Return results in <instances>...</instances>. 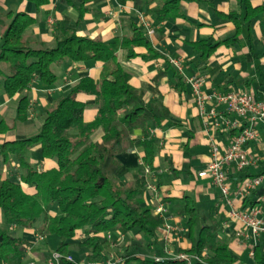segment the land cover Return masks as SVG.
<instances>
[{
	"label": "trees",
	"instance_id": "1",
	"mask_svg": "<svg viewBox=\"0 0 264 264\" xmlns=\"http://www.w3.org/2000/svg\"><path fill=\"white\" fill-rule=\"evenodd\" d=\"M33 1L37 7L48 3ZM85 1L79 6L77 23L86 11ZM201 1L116 0L120 5L131 2L140 11L128 17L123 26L127 29L121 36L106 42L79 35L76 28L61 26L53 30L50 46L32 41L25 34L34 22L27 13L1 14L8 20L0 34V91L8 98L16 95V108L12 125L0 116V165L11 170L3 177L0 173V264H23L27 252L36 248L31 239L13 233L14 228L32 229L37 238L54 236L57 243L53 251L63 256L82 251L83 264L108 260L119 264L118 255L113 253L117 234H121L134 248L129 250L126 246L124 264H161L153 261V249L161 243L159 228L165 219L155 214L154 207L146 201L149 180L138 174L131 181L121 180L119 156L137 149L142 152L143 173L146 167L150 172L155 170L158 140L151 129L164 121L175 122L165 104L145 100L143 89L131 84V75L118 61V52L124 50L129 59L137 56L135 47H144L143 59L163 58L152 47L150 34L138 21V15L152 17L149 22L153 28L154 22L185 17L184 3ZM241 2L248 18L253 10L248 0ZM231 20L237 33L239 22L233 15ZM234 40L235 35L216 41L198 40L192 45L206 61L218 46ZM164 60L166 67H172L165 56ZM67 62H98V76H82L66 93L40 107L36 134L6 139L17 122L24 123L30 116L32 85L37 82L41 89L54 88L59 78L52 66ZM176 77L181 82L182 77ZM78 94L93 97V119H84L88 104L78 99ZM36 147L40 160L52 161L53 167L39 168V162L29 161V152ZM168 170L178 176L173 167ZM175 203L173 214L184 218L182 237L188 243L177 250L197 255L207 264H235L236 257L220 234L224 216L216 217L215 212L203 214L188 193ZM256 204L245 198L240 208ZM253 260L254 264H264V254L255 248ZM62 263L81 264L74 259Z\"/></svg>",
	"mask_w": 264,
	"mask_h": 264
},
{
	"label": "crops",
	"instance_id": "2",
	"mask_svg": "<svg viewBox=\"0 0 264 264\" xmlns=\"http://www.w3.org/2000/svg\"><path fill=\"white\" fill-rule=\"evenodd\" d=\"M6 2L0 0V34L8 20L1 14L8 11L25 12L34 18V22L26 28L25 34L32 41H41L49 46L53 44V30L61 26L76 28L79 35L99 38L106 42L111 41L126 31L127 28L123 26L128 17L140 12L133 8L131 2L120 5L116 0H87L84 2L86 11L81 21L77 23L82 0H48L47 4L38 7L33 0H17L8 4ZM248 3L253 10L248 18L245 17L246 9L241 0H202L200 3H184L185 17L154 22L153 33L149 36V40L152 47L161 53L163 58L145 60L141 54H144L146 49L135 47L137 56L124 60L127 63L123 67L131 75V84L143 89L144 99L160 100L171 111L172 120L175 123L164 121L159 127L151 129L152 136L158 140V150L153 162L155 170L149 174L143 173L141 151L133 149L119 156L122 164L119 174L121 180L131 181L135 174L143 175L149 180L148 185H152L155 190L147 188L146 201L154 209L159 205L163 206L165 210L163 217L165 223L169 225L184 227V218L173 214L174 203L184 193L190 194L197 206H204L202 202L207 203L209 207L201 210L203 214L215 212L216 217L224 216L225 218L220 234L227 239L229 249L236 257L235 264H254L249 254L252 247L253 250L256 248L264 254V234L258 236L253 245L252 238L244 236L248 230L243 224L228 217L227 208L220 198L218 188L212 185L208 178L196 176V172L204 169L209 160L207 134L204 128L205 122L208 123L212 119L199 114L191 86L185 78L193 75L202 76L205 81L202 89L206 93L212 91L224 93L231 90L252 91L256 100L264 101V0H248ZM232 15L236 16L239 22L237 33L231 20ZM147 18L153 21L149 15ZM234 35V41L218 46L206 61L193 50L194 41L230 39ZM119 55L125 56L126 52L120 50ZM164 56L173 68L166 67ZM172 59L179 60L181 70L170 62ZM99 70L98 62L92 64L69 62L65 68L58 70L60 79L54 88L41 89L37 82L32 85L29 92L30 106L35 104L38 108L42 107L56 95L66 92L77 84L82 76L89 75L96 78ZM177 75L182 77L183 85L178 82ZM77 98L88 104L84 110V119L87 121L93 119L96 113V109L92 106L93 97L78 94ZM15 104L16 95L8 98L0 91V115L6 113V110L10 108L9 105L15 110ZM211 105H213L212 102L206 105V111ZM215 108L216 111L222 112L225 118H235L234 115L226 113L223 105H217ZM256 128L257 140L245 145L248 152L255 158L254 165L241 171L233 166L225 168L231 185L230 197L238 207L245 198H249L251 202H257L258 196L264 190V122H259ZM36 133L37 130L26 136ZM16 135L12 131L6 135V139H15ZM230 135L231 132L222 124L214 131L215 138L223 145L229 143ZM37 166L50 168L54 166V163L49 160H40ZM170 167L177 171V177L168 170ZM5 174H9L7 168L5 172H1V176ZM258 175L263 177L260 186L244 199H240L235 193L236 183L245 177ZM13 230L17 235L29 238L35 243L36 248L27 252L25 262L45 261L56 246L57 239L54 236L38 239L32 229L14 228ZM117 235L118 243L115 248L118 249L123 244V238L128 239V237ZM178 246L187 247L188 243L180 237L178 242L171 243L174 252H178ZM162 248L161 240L159 246L153 249V255H161ZM77 260L83 264L84 255L79 256Z\"/></svg>",
	"mask_w": 264,
	"mask_h": 264
},
{
	"label": "built area",
	"instance_id": "3",
	"mask_svg": "<svg viewBox=\"0 0 264 264\" xmlns=\"http://www.w3.org/2000/svg\"><path fill=\"white\" fill-rule=\"evenodd\" d=\"M138 21L146 28L148 34L151 35L153 33V28L145 15L139 14ZM170 62L181 70L178 59H172ZM185 81L191 86L194 103L199 114L212 119L208 123L205 122L204 128L207 134L209 160L204 169L196 172V176L208 178L212 185L218 188L220 198L227 208L228 217L243 224L244 228L248 230L244 234L245 238H252V244L255 245L256 238L264 234V190L258 196L256 205L241 209L235 205L233 199L230 197L231 185L228 181L225 168L233 166L236 170L241 171L250 165H254L255 158L248 152L245 145L258 138L256 125L259 122H264V101H258L253 93L242 90H231L224 93L218 91L206 93L202 89L205 82L202 76H188L185 78ZM211 102L213 105L206 111V105ZM217 105H223L226 113L234 115L235 118H225L222 112L216 111L215 107ZM221 124L230 132L234 130L231 132L227 145L221 144L214 136V131ZM144 172L146 174L150 173L147 167L144 168ZM262 181L263 177L259 175L245 177L236 184L235 193L240 199H244L253 190L258 188ZM147 188L155 190L152 185H148ZM164 211L162 205L154 209V213L161 216H163ZM159 231L160 238L163 241V248L161 255L153 256L154 262L161 264L165 262H173L174 264H207L203 258L197 255L185 251L174 252L171 243L178 242L180 237H182L185 231L183 226L169 225L164 222ZM253 253L252 247L249 252L252 258ZM63 261L72 262L73 257L71 255L63 256L59 252L53 251L45 261L30 260L23 264H62ZM116 262L124 264L122 258H117ZM90 264H110V261Z\"/></svg>",
	"mask_w": 264,
	"mask_h": 264
},
{
	"label": "rangeland",
	"instance_id": "4",
	"mask_svg": "<svg viewBox=\"0 0 264 264\" xmlns=\"http://www.w3.org/2000/svg\"><path fill=\"white\" fill-rule=\"evenodd\" d=\"M5 1H7L6 4H8L9 2H15L17 0H5ZM0 24H1V21H0ZM124 60L125 61L127 60L126 56H121V55L118 56V61L121 63V65L123 67L126 66V63H127ZM68 63H63L61 65H54V66H52V70L54 71V73H56V75L58 76L59 79H60V73H59L58 70L65 68ZM66 92H63V93H66ZM31 103H34V102H31ZM9 104H11V103H9ZM9 107L10 108L8 110H6V113L3 114V115H0V116L3 117L8 122V124L12 125V120L15 117V110L13 109V106L9 105ZM15 108H16V104H15ZM39 110H40V108L36 107L35 104H31V106H30V116L31 117H30L29 121H26L24 123L17 122L16 125L12 129L13 133L14 134H17L15 136L16 138L27 137L26 136L27 134H30V133L34 132L35 130L38 131L37 128L39 126V122H38V118H37V115L36 114H38ZM39 151H40L39 148L36 147V148H33L29 152V156L28 157H29V161L30 162L35 163V162H39L40 161ZM5 169L6 168L3 165H0V173L2 171L5 172ZM7 170H8L9 173L11 172V170H9V169H7ZM202 204H204V206L203 205H198V208H199L200 211L202 209H207L206 207H209L208 204L205 203V202H202ZM13 233L16 234L15 230L13 231ZM38 239H40V238H38ZM127 240H128V242H127ZM126 246L128 247L129 250H133L134 249L133 247H131V244H130L129 239H127L126 237H124L123 238V244L121 245L120 248H118V249L115 248L114 249L113 255H118L116 257H119V258L121 257L122 258L123 253L125 252L124 250L126 249ZM144 251H146V250H144ZM70 255L73 257V259L75 261H78L77 259H79V256L85 255V254L82 251H75V252H72V254H70ZM130 264H137V263H135V261H134V262H130Z\"/></svg>",
	"mask_w": 264,
	"mask_h": 264
}]
</instances>
